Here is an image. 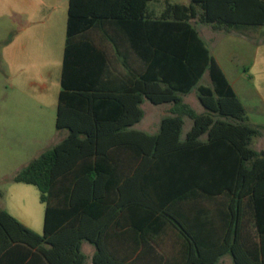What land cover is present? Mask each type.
<instances>
[{"label":"trees","instance_id":"1","mask_svg":"<svg viewBox=\"0 0 264 264\" xmlns=\"http://www.w3.org/2000/svg\"><path fill=\"white\" fill-rule=\"evenodd\" d=\"M150 1L164 4L158 14ZM195 19L227 33L264 26V0L68 1L55 119L68 134L12 177L37 187L43 233L0 209V264H84V240L95 247L93 264H133L106 248V233L120 216L147 239L167 223L176 228L186 242L177 264H214L224 254L233 264H264V150L251 147L259 131ZM104 21L134 54H125L123 80L113 89L103 79V52L75 39ZM205 71L210 85L198 84ZM194 87L202 112L182 101ZM143 99L171 103L154 134L127 129L141 119ZM185 116L192 124L181 139ZM113 149L140 157L122 180L106 173ZM194 191L219 205V238L203 245L180 219V202Z\"/></svg>","mask_w":264,"mask_h":264},{"label":"crops","instance_id":"2","mask_svg":"<svg viewBox=\"0 0 264 264\" xmlns=\"http://www.w3.org/2000/svg\"><path fill=\"white\" fill-rule=\"evenodd\" d=\"M68 1L0 0V78L6 80V86H9L7 94L23 104L22 108L39 113L43 126L42 133L53 145L63 140L68 134L67 129L55 127L61 65L66 41ZM155 2L158 1H150L149 7L158 14L164 4L162 3L158 10L151 6ZM109 34L114 37L109 39ZM75 39L88 41L103 52L106 61L103 77L105 85L111 89L118 87L125 74L123 64L125 54L132 59L134 54L126 41L118 34L117 27L109 21L98 22L77 34ZM235 93L238 97L236 91ZM189 95L190 92L182 95V101L193 104L188 100ZM194 95L196 96V93ZM147 102L155 106L165 104L164 115L151 119L146 113V117L141 120L143 112L141 119L127 129H136L149 134L158 131L160 119L170 114L171 103L153 104L143 99L139 105L140 108L143 103L147 106L146 111L151 113L154 108ZM195 103L193 105L196 109L189 105L195 111L202 112L203 108L197 97ZM247 120L257 129L264 126V123L250 122L248 116ZM191 124L192 120L185 116L183 126L186 127L183 130L182 126L181 139H184ZM258 131L259 133L251 139V147L257 151L264 150V134ZM201 139L205 140L206 135H202ZM108 155L113 163L106 173H110L116 179L120 177V180L131 175L140 160V157L131 150L113 149ZM107 188L113 190L116 186L107 184ZM180 203H182L179 207L180 219L190 229L199 244L203 245L204 241L208 243L219 238L221 224L218 201L209 202L202 193L194 191L192 196ZM0 209L6 210L25 226L31 227L22 211L16 209L14 211L7 207ZM34 230L38 232V227ZM105 242L106 248L114 258L133 264H177L186 245L184 237L170 223L165 224L151 239H147L143 238L140 231L132 227L130 221L125 220L123 216L117 217L112 222L106 233ZM80 249L86 257L84 264H93L94 245L84 240L81 242ZM214 264H233V262L230 255L224 254Z\"/></svg>","mask_w":264,"mask_h":264},{"label":"rangeland","instance_id":"3","mask_svg":"<svg viewBox=\"0 0 264 264\" xmlns=\"http://www.w3.org/2000/svg\"><path fill=\"white\" fill-rule=\"evenodd\" d=\"M188 1L171 0L180 3ZM151 6L159 10L162 2L152 3ZM192 22L237 92L250 122L264 123V26H244L227 33L213 30L209 24L198 22L196 19ZM198 84L210 85L207 71L201 75ZM6 85V80L0 78V208L22 211L31 227H38V232L28 228L42 234L44 204L39 201L37 187L15 182L12 177L53 144L49 143L46 135L42 133L39 113L22 108L23 104L7 94L9 86ZM194 93L196 87L190 91L188 100L196 104ZM147 104L152 106L154 111H146L147 106L142 103L144 115L141 120L146 117V113L151 119L164 115L165 104ZM189 104L196 109L193 104ZM185 127L183 126V130ZM258 130L264 134V126L258 127Z\"/></svg>","mask_w":264,"mask_h":264}]
</instances>
